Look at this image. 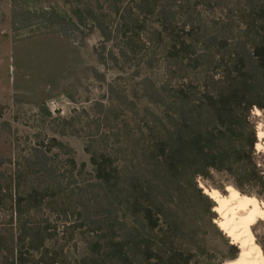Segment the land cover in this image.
I'll list each match as a JSON object with an SVG mask.
<instances>
[{
    "label": "trees",
    "instance_id": "trees-1",
    "mask_svg": "<svg viewBox=\"0 0 264 264\" xmlns=\"http://www.w3.org/2000/svg\"><path fill=\"white\" fill-rule=\"evenodd\" d=\"M40 2L12 0L15 31L49 30L31 52L39 71L32 80L52 73L54 53L69 52L70 40L60 35L82 30L100 32V64L133 72L122 84L107 83L89 67L87 77L107 84L108 103L61 120L63 130L78 122L89 156L92 169L78 164V183L60 181L46 155L71 151L55 138L34 149L27 176L6 179L0 170V211L11 213L8 224L19 231L0 238V264H67L47 247L57 228L32 217L46 206L66 208L65 224L70 217L76 223L65 228L87 238L89 255L78 264H205V230L224 241L227 262H238L243 252L216 223L217 204L199 178L226 172L242 195L248 187L264 189L251 121L254 108L264 111V0H73L71 14L30 7ZM216 10L226 14L217 17ZM73 70L55 91L67 93ZM45 104L35 103L52 117ZM34 173L40 185L29 183Z\"/></svg>",
    "mask_w": 264,
    "mask_h": 264
},
{
    "label": "rangeland",
    "instance_id": "rangeland-1",
    "mask_svg": "<svg viewBox=\"0 0 264 264\" xmlns=\"http://www.w3.org/2000/svg\"><path fill=\"white\" fill-rule=\"evenodd\" d=\"M67 1L73 0H41L39 4L30 7L48 10L52 8L60 13L71 14L73 3ZM225 14L222 10H216L214 13L217 17H224ZM48 31L45 26H32L26 30L15 31L12 25V0H0V170L6 179L21 171L24 176H27L31 170L28 160L30 159L31 163L36 162L34 149H40L43 143L47 144L50 139L55 138L67 145L71 151L66 154L68 151L53 149L51 152L45 153L49 159H53L51 164L57 167L58 178L66 185L74 180L78 183V164L86 163L87 171H91L92 168L89 156L85 152L84 140L77 134L78 122L75 123V128L63 130L61 120L78 117V113L83 110L92 115L91 109L96 101L108 103L107 84L87 77V69L94 67L106 75L107 83L116 82L118 84L124 83V79L133 72V69H128L127 73L123 74L112 64L106 66L100 64L95 52L102 41L100 32L94 30L89 34L87 30H82L83 33L73 32L68 35H60L63 41L70 40L69 52L65 50L64 53L62 51H59L58 54L54 53L51 56L52 60L54 59L50 66L54 68L52 73H46L44 70L41 74L44 79L37 76L38 79L34 81L32 80L33 74L39 75V71L34 68L36 62L33 60L31 52L46 43L47 40H43L44 37L41 39L37 37ZM73 69H77V71ZM70 70H73V78L70 79V88L67 93L55 91L61 89V84L65 81ZM162 73H164L163 69L158 75H162ZM69 94L74 95L75 102L69 99ZM42 101H45L52 117H44L36 107L35 103ZM258 111L261 110L254 108L251 114V121L256 128L258 139L254 160L264 182V141H259L258 138L260 124H262L264 132V111H261L260 117L256 115ZM82 119L84 121L86 117L83 116ZM86 133L87 131L84 136ZM71 159L75 162V168H72L71 163L68 162ZM41 180V174L34 173L29 183L34 182L40 185ZM27 185L29 186V184ZM201 185L209 191H218L227 198H231L230 193L232 190H236L233 178L226 172H213V178L209 181L199 178L200 188ZM22 188L21 186L20 189ZM246 191L249 194L244 196L255 198L264 206V189L257 185L246 188ZM65 209L61 206L58 212H52L46 206L42 212H33L32 217L40 221L48 219L52 226L57 228L56 236L47 242V247L59 254L62 253L67 264H78L89 255L88 241L85 236H81L78 230L71 232L65 228L76 223L75 217H70L69 223L65 224L61 212ZM216 214L218 216L216 221L220 222L221 218L218 213ZM10 216L9 211L5 213L0 211V238L19 234L16 225L12 227L8 224ZM205 231H207L206 240L203 239L205 254L200 261L205 264L221 261L224 264L230 261L225 258L228 254V247L225 246L224 241L216 235L212 236L211 231ZM253 232L264 251V221H259L254 226ZM3 253L5 252L0 251V261Z\"/></svg>",
    "mask_w": 264,
    "mask_h": 264
},
{
    "label": "bare ground",
    "instance_id": "bare-ground-1",
    "mask_svg": "<svg viewBox=\"0 0 264 264\" xmlns=\"http://www.w3.org/2000/svg\"><path fill=\"white\" fill-rule=\"evenodd\" d=\"M256 115L260 117L261 111H258ZM262 127L260 124L259 141H264ZM201 187L205 194L218 205L215 211L219 214L221 221H216L217 224L232 243L243 252L238 262L224 264H264V251L253 232L254 226L259 221H264V206L257 199L244 196L237 190H232L231 198H227L218 191H209L203 185Z\"/></svg>",
    "mask_w": 264,
    "mask_h": 264
},
{
    "label": "water",
    "instance_id": "water-1",
    "mask_svg": "<svg viewBox=\"0 0 264 264\" xmlns=\"http://www.w3.org/2000/svg\"><path fill=\"white\" fill-rule=\"evenodd\" d=\"M202 188V187H201Z\"/></svg>",
    "mask_w": 264,
    "mask_h": 264
}]
</instances>
